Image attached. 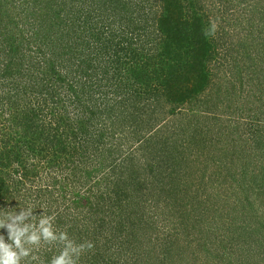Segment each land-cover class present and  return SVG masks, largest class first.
<instances>
[{
	"label": "rangeland",
	"instance_id": "1",
	"mask_svg": "<svg viewBox=\"0 0 264 264\" xmlns=\"http://www.w3.org/2000/svg\"><path fill=\"white\" fill-rule=\"evenodd\" d=\"M50 1L53 0H17L13 4L3 0V7L13 20L7 25V18H0V140L11 136L8 125L13 116L6 111L7 107L14 113L28 110L29 101L40 100L41 93L47 99L45 122L53 116L49 111L56 108L63 120L61 127L66 144L73 141V132L78 134L77 127L82 120L90 135L86 142L82 139L84 135H77V143L83 142L85 148L81 150V145L73 143L79 155L64 157L59 164L52 165L39 157L30 161L38 164L37 174L33 175L32 170L29 173L32 187L36 186L32 188L33 196L41 195V203H34L39 206L34 211L37 219L42 212L56 218L61 213H70L79 220L78 227L90 229L92 221L99 220L100 213L106 215L102 211L104 203L109 202L113 192L119 193L130 178L134 170L130 165L138 167L133 177L148 178V182L153 178L145 170L159 165L163 166L160 169L165 178L178 175L179 187L173 188L170 178V194L161 199L153 194L152 188L144 189L143 199H136L140 208L130 209L127 217L133 215L130 220L136 219V224L144 221L142 233L152 235L168 227L179 235L183 232L179 223L184 222L179 212L183 214V208L191 209L189 215L193 210L197 218L186 221L190 224L185 228L190 248H196V238L203 242L208 238V245L202 250L209 249L213 256L224 257L204 258L205 254L200 252L195 260H173L172 257L161 261L157 259V244L152 242V264H264V240L259 234L264 233V0H195L205 30L210 33L214 27V33L206 38L212 49V59L206 61L211 80L200 97L174 107L169 99L171 92L168 95V90L161 81L153 80L150 71L161 60L157 57L159 51L173 63L177 42H173V35L171 42H165L167 38L161 33L156 18L148 15L149 9L138 8L136 3L140 4L141 0H122L126 7L136 4V11H126L123 20L97 17L98 36L94 31L91 40L105 47L113 57L105 53L102 62L93 66L92 74L85 66L70 74L60 68L67 60L73 61L77 49L73 44L66 48V37L57 31L68 11L58 13L60 4ZM148 2L155 6L153 11L159 18L164 13L162 6L158 8L155 0ZM170 11L173 26L179 22V15L173 14V7ZM191 16L184 15L187 23L180 24L190 33L194 29L189 25V21H194ZM49 23L47 36L43 27ZM126 23L135 27L138 24L145 30L139 33L138 39L132 38L133 35L128 38L121 32ZM12 32L14 41L5 40L4 36ZM91 57L95 55L90 53L79 59L88 61ZM79 59H75L77 67ZM49 61L53 62L52 70ZM187 61L183 60V64ZM174 69L182 71V67ZM187 74L182 75L187 77ZM174 81L172 88L180 95L192 88L194 77ZM88 82L93 83V89L86 92L83 86ZM51 94L60 100L56 105L49 102ZM132 158L135 163L115 173L114 167ZM124 191L123 199L134 195L130 190ZM182 194H185L184 200L178 201ZM132 202L126 206L132 208ZM20 209L26 208H14L16 212ZM3 211L13 212V207L0 201V212ZM111 211L107 215L112 216ZM107 215L104 220L109 222ZM110 225L109 222L107 226ZM107 226L89 240L95 246L93 253L97 251L100 257L84 251L80 264H103L102 260H108L107 264H131L129 260L133 259L136 264L147 262L143 256L145 248L137 253L140 257L133 254V258L127 246L116 256L103 250L107 247L101 241L106 239H110L113 249L120 247ZM0 233L7 239L6 230ZM174 239L181 242L180 237ZM220 244L228 245L229 249L222 252Z\"/></svg>",
	"mask_w": 264,
	"mask_h": 264
},
{
	"label": "trees",
	"instance_id": "2",
	"mask_svg": "<svg viewBox=\"0 0 264 264\" xmlns=\"http://www.w3.org/2000/svg\"><path fill=\"white\" fill-rule=\"evenodd\" d=\"M2 1L3 0H0V18H7V25H10L12 23L13 17L8 15V12L3 7ZM8 1L13 4L18 3L16 2L17 0ZM63 1L64 3H61ZM78 1L79 0L50 1L51 3L54 2L62 6H59V11H57L58 13L66 12V10L68 11L67 15L66 13H64L63 19L65 20V22L61 27H57V31H60L58 34H62L66 37V48L70 47V44H73L74 46L72 45V47L77 49V51H75L76 53L73 61L67 60V64L59 65L60 68L63 69V73H74V71L76 72L77 68H84L85 66L87 67V70L91 71L92 74V70L94 68L93 66L99 63V61L102 62L101 60H103L104 54L109 53L106 52L105 47H102L101 45H99V43L95 45L96 43L91 40V37L94 36V31L96 36H98L95 26L98 21L97 17L99 15L104 16L103 18L107 20L113 16L114 19L123 20L122 18L125 17L126 11H136L137 4L139 9H149L148 15H153V18H156L155 20L158 22V25L160 24L161 33L164 34L167 38L165 40L166 43L171 42L170 36L172 35L173 42H177L175 49H173V51H175L173 54V63H169L168 59H165L166 56H163V58L161 51H159L157 52V57L161 58V60H159V64L155 66V69H153V71H150L153 80L155 79L156 81H161L164 89L168 90V95L169 92H171V97L169 99L173 102V107L176 104L178 105L182 102L189 101L190 98H198L202 94H204L205 87L209 84V80H211L210 73L206 70V61H211L212 49L211 44L206 40L207 36L209 35V31L205 30V27L202 25V14L200 13L201 10L196 9L198 5H196L195 0H155V2L157 3V7L159 8L162 6V10L164 12H161V16L159 18L156 17V11H153L155 9V6L152 3H149L148 0L147 2L146 0H141L142 2H140V4H129L130 6L128 7L124 6L121 3L122 0H102L100 3L95 1L94 3H92V0H81L80 3H77ZM47 3L48 2H45V4ZM172 7L173 14L177 13L179 15V22H177L176 24L173 23V26L170 25V17L172 15L170 10ZM189 13L190 16L192 15L191 18L194 19V21H189V25L192 27V29L194 27L192 33L184 31L186 27L183 28L182 26H180V24L187 23V18L183 16ZM56 18L60 19L61 17L57 16ZM58 19H56V21ZM155 20L153 19L152 22L156 24L157 22ZM145 21L147 20L145 19ZM50 28V23L49 25H44L43 27V31L47 36V29ZM144 30L145 29L138 24L137 27H135V24L126 23L121 32L124 33L125 36L133 35L132 38L136 37L138 39L140 37L139 33ZM1 31L2 30L0 29V34ZM13 36V32L7 33V35L4 36V39L12 41ZM128 38L130 37L128 36ZM160 40H162V38ZM88 51H90V53H93L95 55V58L91 57L92 60L90 59L88 61H80L79 58L84 57V55H90ZM109 57H113V55L110 54ZM76 58L79 59L78 63L80 66L78 67L76 66ZM162 59H165V62H162ZM187 59L188 61L183 64V60L186 61ZM170 61L172 62V59ZM48 64H50V70H52V68L54 69L53 62L49 61ZM176 66L178 68L182 67V71L180 72L178 69H174ZM8 67H10V65H8ZM184 73H188L187 77H184V75H182ZM192 77H194L192 88L186 89L181 92L180 95H177L171 85L175 83L174 79H177L178 82H180L181 78L187 81ZM172 80L173 82H171ZM88 83L83 86L86 92H89L90 88L93 89V83ZM54 92H52L53 95H55ZM172 92L174 93L172 94ZM52 94L50 97H47L49 98L50 103L56 105L60 100L55 99ZM168 95L166 98H168ZM45 96L46 95H43L41 93V99L35 100V104L32 103V101H29L28 106L30 105V107L28 108V110L22 109L21 111L14 113L12 108L7 107L6 109V111L12 114L13 118L11 119V123H9L10 125H8L11 136H8V138L6 137L5 139L3 136L0 140V199H3L0 201H3L5 206L9 208L10 206L13 207V211H15L14 208H16L17 210V207L19 206H23V208L32 206L33 211H35L39 206L35 205L34 203H41L40 194L33 196L32 188H36V186L32 187L31 184L34 183L29 179V173L31 172V170L35 171L33 175H36L38 170V164H30V161L32 159L36 157H39L40 159L46 158L48 163H51L52 165L59 164L61 159L64 157L72 158L75 155H79V151L75 147H73V143L81 145L79 146L81 150L85 148L82 147L84 146L83 142L81 143L80 141L77 143V135H84V137H82L83 141H85L88 137L90 138V135L88 133L89 131L87 130V127L82 120L78 125L79 127H77V130L79 131L78 134H76V132H73V141L66 144L67 141L64 137L65 133L64 131L62 132L63 127H61V121L63 120L58 116V110H56V108L49 111V114L53 116L49 117L47 124L45 122V117H47V114H44L45 105L47 103V99ZM158 96L162 97L163 95L159 94ZM203 112L204 111H202L201 113ZM65 114L69 115V113ZM257 132H259L258 137L261 138L262 135L260 134V131L257 130ZM134 161V158L130 159L129 161H122L121 164H119L117 167H114L115 169L118 168L116 170L114 169L115 173L123 171V169H125V165L135 163ZM131 166L132 165H130L129 167L134 170L132 173L128 171L130 173V178L126 180L125 184L123 185L124 187L122 186L123 188H121L119 193L118 191L116 193L113 192L112 197L109 198V202L107 201V203H104L105 208L103 210L101 208L103 213L106 215L108 214L107 212L112 210L111 212L113 217L111 216V214L107 215V218L109 219V222L111 224L110 226H107L109 222H106L104 220L106 215L102 216V213H100L99 215V220L92 221L90 229L78 227L77 224L79 220L77 218H74L72 214L61 213L55 219L56 230L58 232L66 231L68 233L69 239L74 241L76 244H86L89 242L90 237L96 235L98 232H101L105 228L104 226H107L110 229L109 233L112 237H114L115 241L117 239L116 243L117 245H120V247L113 249V244L110 239H106L104 241H101V245L103 247H107L103 248V250H109V252L111 251V254H114V256H116L118 253H121L124 250V246H127V248H129L130 250V258H133V254L139 256V254L137 253L145 248L143 256L147 260V262L143 264H152L150 259V253L153 250V244H151L152 242H155L157 244V247L155 248L156 251L158 250L156 254H159L157 259L161 261L171 259L172 257L173 260H184L191 258L195 260L200 252L205 254L203 256L204 258L216 259L224 257V255L216 254L213 256V252L209 249H207L206 251L202 250L204 247H206V245H208V238L205 242L199 240L200 238H196V241H198L195 245L196 248H190L191 243L190 241H188V235L185 233V228H189L190 224H188L189 222L187 223L186 221H191V218H194L195 216L197 218V212H193V210L191 216L189 215L191 209L183 208V214L179 212V215L183 217L182 219L184 220L183 223H179L183 231L182 233H178L180 236L176 235L174 231L171 232V229L168 227H164L162 229V232L160 231V233H153L152 235L150 234V232L149 234L142 233L141 228L144 224V221H142L143 223L140 222L136 224V219L130 220L133 215L131 217H127V213L130 209L140 208L139 204L136 205V199H143L141 197L144 189L148 190L147 188L149 187L154 191L153 194H156V197H158V199H161L170 194L169 189L171 187L168 185L171 181L169 179L171 178V180H173V188L179 187L178 185H176V182H178L179 180H177L178 178H176L178 176L177 174L165 178V176L163 175L166 174L164 172L161 174L162 171L160 169L163 168V166L158 165L156 167L150 166V169L145 170V174L153 178V180H150L148 182V178H142L140 176L133 177L134 174H136V170L138 169V167ZM18 168L20 169V171ZM164 170L166 171V168ZM120 185H122V181L119 183V186ZM124 189L130 190L134 195H125L127 197L123 199L122 197L126 192L124 191ZM38 192L40 193L42 192V190L39 189ZM184 196L185 194L179 196L178 201H180V199L184 200ZM132 201L134 202L133 207L128 208L126 206V203ZM167 204L170 203L167 202ZM170 210H173V207H171ZM241 210H243V208ZM214 213L217 214V211ZM184 215L188 217H185ZM199 217L200 216L198 214V218ZM165 221L167 222L166 218ZM146 227L148 229L150 228V230L152 229V226L149 227V225H146ZM259 234L261 235V239L264 240V233L261 232ZM174 237H180L181 242H178L180 239H174ZM175 243H177V245ZM143 244L147 246L145 247ZM219 246L221 247L222 252H224L225 249H229L228 245L220 244ZM62 247L63 245L59 243L49 245L42 242L39 248L35 250V254L40 258V261L36 262V264H40V262H42V264H50L53 256L58 255ZM93 248L91 250L85 251L87 252V254H92L94 252ZM214 251L217 252V250ZM93 256L95 258L98 257L97 251L93 253ZM175 257L176 259H174ZM137 259L139 262L141 261L139 258ZM82 260L81 258H79V264L82 262ZM102 261L103 264L108 263V260ZM129 261L131 264H136L134 259ZM153 264H156V262Z\"/></svg>",
	"mask_w": 264,
	"mask_h": 264
},
{
	"label": "clouds",
	"instance_id": "3",
	"mask_svg": "<svg viewBox=\"0 0 264 264\" xmlns=\"http://www.w3.org/2000/svg\"><path fill=\"white\" fill-rule=\"evenodd\" d=\"M212 33L214 27L208 34ZM55 219V215L43 212L37 219L32 206L20 209L19 212H0V230L7 231V239L0 233V264H36L40 258L35 250L42 242L63 245L50 264H79L81 254L85 250H91L93 243L76 244L69 239L66 231L56 230Z\"/></svg>",
	"mask_w": 264,
	"mask_h": 264
}]
</instances>
